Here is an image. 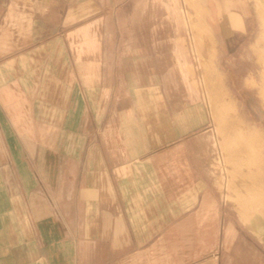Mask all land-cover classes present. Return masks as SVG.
Returning <instances> with one entry per match:
<instances>
[{
	"label": "crops",
	"instance_id": "crops-1",
	"mask_svg": "<svg viewBox=\"0 0 264 264\" xmlns=\"http://www.w3.org/2000/svg\"><path fill=\"white\" fill-rule=\"evenodd\" d=\"M224 1L220 35L264 12ZM106 2L0 0V264H264V139L232 162L227 202L199 92L173 94Z\"/></svg>",
	"mask_w": 264,
	"mask_h": 264
},
{
	"label": "rangeland",
	"instance_id": "rangeland-1",
	"mask_svg": "<svg viewBox=\"0 0 264 264\" xmlns=\"http://www.w3.org/2000/svg\"><path fill=\"white\" fill-rule=\"evenodd\" d=\"M104 6L120 16L115 24L107 20L106 26L121 28V43L152 48L154 71L159 68L156 59L169 62L168 86L173 94L181 95L185 88L199 92L207 112L200 135L209 144L205 156L214 158L219 190L226 193L227 202L235 203L232 162L242 154L254 162L264 139V38L257 20V16L264 19V12L255 9L256 19L249 15L243 23L232 22L228 34L220 35L228 6L224 0H107ZM196 14L201 20L193 17ZM210 45L212 61L206 50ZM175 58L186 60L190 80L178 79L172 64ZM210 73L217 75L218 83L210 79ZM151 84L152 88L160 85V74L147 77L146 85ZM251 191V185L244 188ZM256 205L255 200L250 203V207Z\"/></svg>",
	"mask_w": 264,
	"mask_h": 264
}]
</instances>
